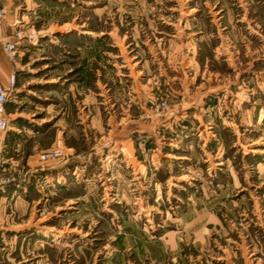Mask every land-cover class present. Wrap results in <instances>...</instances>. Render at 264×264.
<instances>
[{
	"label": "rangeland",
	"instance_id": "obj_1",
	"mask_svg": "<svg viewBox=\"0 0 264 264\" xmlns=\"http://www.w3.org/2000/svg\"><path fill=\"white\" fill-rule=\"evenodd\" d=\"M4 1L0 264H264V0Z\"/></svg>",
	"mask_w": 264,
	"mask_h": 264
},
{
	"label": "built area",
	"instance_id": "obj_2",
	"mask_svg": "<svg viewBox=\"0 0 264 264\" xmlns=\"http://www.w3.org/2000/svg\"><path fill=\"white\" fill-rule=\"evenodd\" d=\"M8 15V9L4 0H0V22L6 20ZM13 27L16 28L15 37L13 40L2 42V51L10 58L12 62H15L16 54L19 50L21 40L24 38L22 30H18L20 20L13 21ZM16 74L13 73L9 77V85L5 87L0 83V131H6L9 127V120L6 117V107L10 102L11 94L16 88ZM159 111V110H158ZM67 157V154L62 149H55L46 153H42L39 156V160L43 163L50 161H56L61 158ZM1 163V162H0ZM10 178H0V195L6 193L8 186L11 184Z\"/></svg>",
	"mask_w": 264,
	"mask_h": 264
},
{
	"label": "crops",
	"instance_id": "obj_3",
	"mask_svg": "<svg viewBox=\"0 0 264 264\" xmlns=\"http://www.w3.org/2000/svg\"><path fill=\"white\" fill-rule=\"evenodd\" d=\"M3 41H4V38L0 36V46H1ZM0 50H1V48H0ZM91 59H92V57H91ZM91 65H92V62H91ZM19 71H20V69L18 67L15 68L0 53V83L2 85H4L5 87H8L10 75L15 73L19 77V75H20ZM7 133H8V131H3V132L0 131V158L4 156V150H5L6 142H7V138H8ZM50 163H52V162H50ZM33 167H35V166H33ZM2 168L3 167L1 166L0 170ZM18 192H19L18 187L13 185V186L8 188L7 193L0 195V231L3 229H7L6 225L8 224L9 220H10L9 223L11 224V218L13 217V215H15V213H16L15 211H17V210H12V209L14 207H16V205L18 204L19 199H20V197L17 196Z\"/></svg>",
	"mask_w": 264,
	"mask_h": 264
},
{
	"label": "trees",
	"instance_id": "obj_4",
	"mask_svg": "<svg viewBox=\"0 0 264 264\" xmlns=\"http://www.w3.org/2000/svg\"><path fill=\"white\" fill-rule=\"evenodd\" d=\"M9 128H10V122H9V127H8V129L6 130V131H8L9 130ZM9 137V136H8Z\"/></svg>",
	"mask_w": 264,
	"mask_h": 264
}]
</instances>
